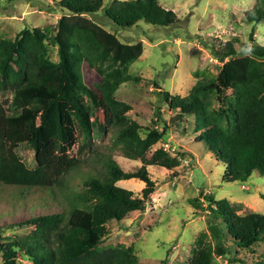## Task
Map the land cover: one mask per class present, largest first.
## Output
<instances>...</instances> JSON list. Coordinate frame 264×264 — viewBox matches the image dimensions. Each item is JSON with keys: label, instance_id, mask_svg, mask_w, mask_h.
I'll return each instance as SVG.
<instances>
[{"label": "trees", "instance_id": "16d2710c", "mask_svg": "<svg viewBox=\"0 0 264 264\" xmlns=\"http://www.w3.org/2000/svg\"><path fill=\"white\" fill-rule=\"evenodd\" d=\"M104 1L59 0L63 16L54 36L45 27L24 29L12 41L0 39V93L9 94L0 100L5 126L0 131V187L43 191L53 204L62 206L59 213L11 226L42 224L43 231L4 236L0 228V264H138L132 247L99 248L108 235L106 224L144 212L156 189L148 166L171 171L180 165L162 149L147 157L154 145L164 141L168 129L153 127L142 136V127L128 116L131 107L116 99L121 85L139 82L128 74V66L138 61L142 46L122 44L86 19L101 11ZM159 1H114L104 16L120 29L177 24L174 12ZM245 20L253 25L264 22V0H256ZM47 42L57 48V63L49 59ZM238 45L232 39L212 48L222 66L215 76L197 81L185 97L163 93L168 109L177 112L171 120L193 115L194 141L203 143L222 165L225 184L245 183L253 175L264 178V45L248 49L242 45L240 51ZM241 51L244 54L238 56ZM83 65L99 78L94 89L83 81ZM92 104L102 111L105 124L95 116ZM77 126L87 143L84 158L82 151L79 156L73 153ZM108 130L122 156L141 163L136 171L124 172L111 153L90 145L93 134L101 136ZM22 146L33 150L35 168H28L19 157ZM129 180L144 184L139 196L117 186ZM259 196L264 202V194ZM204 199L212 218L220 217L221 222L209 227L214 246L203 241L205 234L199 235L189 264H213L214 254L230 264H243L233 250H248L264 241V215L241 216L226 200ZM255 264H264V253Z\"/></svg>", "mask_w": 264, "mask_h": 264}, {"label": "rangeland", "instance_id": "374dc122", "mask_svg": "<svg viewBox=\"0 0 264 264\" xmlns=\"http://www.w3.org/2000/svg\"><path fill=\"white\" fill-rule=\"evenodd\" d=\"M114 1L132 0H105L102 10L86 19L114 34L122 44L142 46L138 61L128 66V74L138 78L139 82L121 85L116 99L131 107L128 116L142 127V136L145 130L153 127L168 129L164 141L154 145L147 157L150 159L152 152L162 149L170 158L179 159L180 165L171 171L157 166L147 167L156 189L146 202L144 212H133L120 222H108V235L99 248L132 247L138 264H189L199 235L205 234L203 241L214 246L209 227L221 222L220 217L212 218L204 198L211 196L216 201L226 200L241 216L264 215V202L259 196L264 194V178L253 175L245 183H223L222 165L216 162L203 143L194 141L193 115L171 120L177 112L168 109L163 93L170 98H182L197 81L215 76L222 64L212 55V48L232 39L239 41L238 51L242 45L247 49L254 44L263 46L264 22L253 25L245 20V12L252 10L256 0H160L162 8L174 12L177 24L169 28L139 24L120 29L104 16V10ZM58 4L59 0H0V39L12 41L24 29L45 27L51 28L50 35L54 36V28L63 16ZM47 46L50 61L57 63L56 46L51 42H47ZM243 54L241 51L238 56ZM81 75L86 85L94 89L99 81L95 72L83 65ZM6 98H9L8 93H0V100ZM91 106L97 119L105 124L102 111L95 104ZM153 123L157 125L153 126ZM4 130V121L0 117V131ZM76 130L73 153L79 156L82 151L80 158H84L88 155L87 143L78 126ZM114 138L110 130L101 136L93 134L90 145L111 153L124 172L136 171L141 163L125 159ZM17 153L28 168H35L31 148L22 146ZM117 186L131 191L134 196H139L144 187L137 180L121 181ZM20 191L0 187V228L4 230V236L43 231L42 224L11 226L62 210V206L53 204L51 197L43 191ZM199 206L205 211L200 212ZM233 251L243 264H255L264 253V241L248 250ZM213 264L230 263L214 254Z\"/></svg>", "mask_w": 264, "mask_h": 264}, {"label": "crops", "instance_id": "0c3cea01", "mask_svg": "<svg viewBox=\"0 0 264 264\" xmlns=\"http://www.w3.org/2000/svg\"><path fill=\"white\" fill-rule=\"evenodd\" d=\"M142 183V182H141ZM144 185V184H143Z\"/></svg>", "mask_w": 264, "mask_h": 264}]
</instances>
